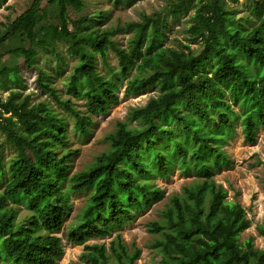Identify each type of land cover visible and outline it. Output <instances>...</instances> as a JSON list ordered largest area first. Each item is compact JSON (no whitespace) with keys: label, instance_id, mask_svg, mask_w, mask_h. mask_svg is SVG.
<instances>
[{"label":"trees","instance_id":"trees-1","mask_svg":"<svg viewBox=\"0 0 264 264\" xmlns=\"http://www.w3.org/2000/svg\"><path fill=\"white\" fill-rule=\"evenodd\" d=\"M42 1L32 0L6 24L0 47L18 41L9 52L37 67L38 85L72 115L77 133L87 135L93 116L117 102L124 79L127 94L150 87L159 92L117 120L104 137L108 147L88 167L71 173L77 149L68 144V121L46 100L31 104L28 95L19 99L25 87L19 67L0 63V85L9 90L5 99L0 96V128L19 152L6 165L0 161L5 170L0 264H58L64 248L57 233L71 209V196L81 192L87 200L66 237L84 243L82 264H136L139 249L130 251L120 233L109 245L85 242L111 235L136 211L163 198L152 180L176 168L193 178L169 196L161 220L149 222V230L158 234L153 247L160 264H264V248L256 247L252 237L240 240L250 226L246 209L227 199V189L213 176L231 163L224 145L237 125L250 144L264 129V0H251L254 18L237 16L227 0H200L187 37L197 47L164 43L166 15L186 12L191 0L168 2L166 13H143L122 27L94 25L91 15H81L85 26L75 30L69 27L68 9L81 11L85 0H54L53 21ZM120 28L130 33L126 46L112 38ZM59 45L76 58L65 90L84 100L83 108L60 96L52 73L36 62L40 52H52L62 73L60 63L66 60ZM109 48L117 56L116 68L108 61ZM97 53L106 71L95 66ZM132 67L134 73L127 76ZM256 228L264 238V223Z\"/></svg>","mask_w":264,"mask_h":264},{"label":"rangeland","instance_id":"rangeland-1","mask_svg":"<svg viewBox=\"0 0 264 264\" xmlns=\"http://www.w3.org/2000/svg\"><path fill=\"white\" fill-rule=\"evenodd\" d=\"M171 1L177 0H135L131 3L128 0H120V2H115V0H85V6L81 11L69 7V27L75 30L85 26L79 20V17L85 14L91 15L92 24L94 25L122 27L126 21L140 19L143 13L150 14L154 11L166 13L168 2ZM31 2L32 0H6L0 6V33L4 32L6 24L27 9ZM199 2L200 0H191L187 11L175 17L169 13L166 15L168 22L164 40L166 45L180 47L181 44H190L187 40L188 26L192 22V14L198 7ZM226 3L227 8L233 9L237 16L250 14L253 18L255 17L251 8V0H227ZM41 5L48 13L47 19L50 21L55 20L54 0H43ZM101 11L106 12L105 16L100 15ZM245 22L249 24L248 20H245ZM129 35V32H125L120 28L112 35V38L117 44L126 46ZM17 43V40H13L0 47V63H5L9 67H19V72L25 83V87L19 89V99L28 95L31 104L46 100L55 109H58L68 121L70 133L68 144L71 149H77L70 162L71 173L88 167L95 156L108 147L104 137L114 129L117 120L126 119L131 108L144 104L149 97L159 92L158 87H150L142 93L127 94L124 91L127 81L124 79L118 89L119 98L117 102L112 104L107 112L94 115L89 133L81 135L73 128L74 119L72 115L38 85L37 67L26 65L21 56L13 55L9 52V48L17 45ZM190 45L191 47H197L198 44ZM58 50L66 60L64 63H60L63 68L62 73L58 69L57 59L52 52H40L36 62L52 73L53 85L57 88L60 96L71 98L76 107L83 108L84 100H76L73 96L67 94L65 90V83L72 72L76 58L69 56L65 45H59ZM108 53L110 65L116 68L118 59L115 52L109 48ZM94 64L102 71L107 70L98 53L94 56ZM132 73H134V67L129 70L127 76H131ZM8 94L9 90H5L0 85V96L5 99ZM257 137L256 143H247L244 140L240 126L237 125L235 134L224 145L231 163L221 170L215 171L213 176L216 182L221 183L227 189V199L238 201L246 209L247 216L250 219V226L241 232L240 240L243 241L252 237L256 247L264 248V238L259 235L256 228L258 224L264 223V129H259ZM18 155L16 143L7 138L6 133L0 128V161L6 165L13 156L16 157ZM4 174L5 170L0 164V192L4 185ZM192 178L182 174L178 168L173 170L167 177L155 176L152 182L163 190V198L156 200L144 210L136 211L134 216L127 220L122 228L115 230L111 235L90 237L85 243H105L109 245V241L115 238L116 233H120L130 251L134 250V248L139 249L136 264H160L161 255L153 247V242L158 234L149 230V222L161 220V210L164 208L169 196L173 193L181 192L182 186L188 184ZM87 196L85 192L71 196V209L65 218L63 227L57 233L62 237V246L64 248V254L58 258V264L83 263L80 255L85 250L84 243L75 244L69 242L66 237V230L69 223L75 220L77 213L85 204ZM24 213H26V209L21 212V214Z\"/></svg>","mask_w":264,"mask_h":264}]
</instances>
